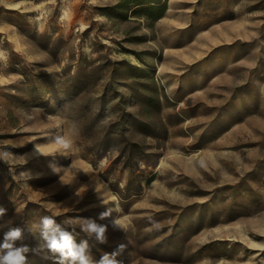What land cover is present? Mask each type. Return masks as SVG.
<instances>
[{
	"label": "rangeland",
	"instance_id": "rangeland-1",
	"mask_svg": "<svg viewBox=\"0 0 264 264\" xmlns=\"http://www.w3.org/2000/svg\"><path fill=\"white\" fill-rule=\"evenodd\" d=\"M121 1L0 0V241L118 215L106 244L76 229L95 258L264 264V0H162L159 18ZM100 197L121 211L99 220Z\"/></svg>",
	"mask_w": 264,
	"mask_h": 264
},
{
	"label": "clouds",
	"instance_id": "clouds-1",
	"mask_svg": "<svg viewBox=\"0 0 264 264\" xmlns=\"http://www.w3.org/2000/svg\"><path fill=\"white\" fill-rule=\"evenodd\" d=\"M56 143L62 149L68 150L72 147L70 140L57 137ZM35 152L40 155H50L39 145H35ZM54 174H59L61 168L55 164L50 165ZM30 178V175L27 179ZM79 195V194H78ZM83 197L81 196V200ZM100 203L106 206V210L99 214V220H105L112 217V213L118 214L121 209L118 203L109 201L100 197ZM111 205V206H110ZM7 213V209L0 206V219ZM60 213L43 216L38 222L31 225L25 224V227H9L8 231L4 232L3 240L0 241V264H28V254L33 253L41 256V259L51 261V264H125L122 258L127 247V244L120 243L113 251L103 252L99 259L95 258L91 246L87 239H76L79 228L89 238L95 239L100 244L108 242L109 227L112 230L127 231V225L121 220L118 215L112 217L109 223H99L97 219L90 217H64L59 219ZM11 220L0 224V228L10 225ZM154 227L159 228L156 224ZM27 231L38 239L36 247H31L24 243V231ZM20 243H17V242Z\"/></svg>",
	"mask_w": 264,
	"mask_h": 264
},
{
	"label": "trees",
	"instance_id": "trees-1",
	"mask_svg": "<svg viewBox=\"0 0 264 264\" xmlns=\"http://www.w3.org/2000/svg\"><path fill=\"white\" fill-rule=\"evenodd\" d=\"M165 2L162 0H123L121 1L116 7H113L114 9H127L137 7L133 9L134 13L140 14V15H147V16H153L155 18L161 17L164 9H165ZM110 14V13H109ZM108 14V15H109Z\"/></svg>",
	"mask_w": 264,
	"mask_h": 264
},
{
	"label": "bare ground",
	"instance_id": "bare-ground-1",
	"mask_svg": "<svg viewBox=\"0 0 264 264\" xmlns=\"http://www.w3.org/2000/svg\"><path fill=\"white\" fill-rule=\"evenodd\" d=\"M203 39H204V38H203ZM206 39H207V40H211L212 38L209 36V37H207Z\"/></svg>",
	"mask_w": 264,
	"mask_h": 264
}]
</instances>
